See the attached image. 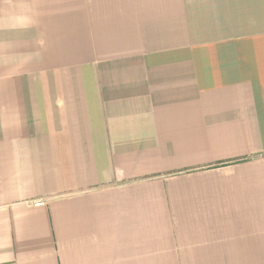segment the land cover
<instances>
[{
  "label": "crops",
  "instance_id": "obj_1",
  "mask_svg": "<svg viewBox=\"0 0 264 264\" xmlns=\"http://www.w3.org/2000/svg\"><path fill=\"white\" fill-rule=\"evenodd\" d=\"M0 264H264V0H0Z\"/></svg>",
  "mask_w": 264,
  "mask_h": 264
}]
</instances>
